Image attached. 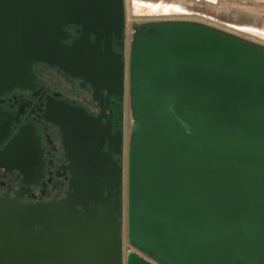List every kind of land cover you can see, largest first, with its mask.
<instances>
[{
    "label": "water",
    "instance_id": "95a60500",
    "mask_svg": "<svg viewBox=\"0 0 264 264\" xmlns=\"http://www.w3.org/2000/svg\"><path fill=\"white\" fill-rule=\"evenodd\" d=\"M69 26L80 32L68 45ZM123 28V0H0V95L31 88L42 63L88 81L94 99L122 96L111 42ZM131 58L129 241L164 264H264V50L160 25ZM58 111L50 120L71 131L70 190L56 202L0 198V264H123L113 137L80 108ZM115 142L120 153V134ZM125 264L149 263L130 254Z\"/></svg>",
    "mask_w": 264,
    "mask_h": 264
},
{
    "label": "flooded vegetation",
    "instance_id": "af4514ba",
    "mask_svg": "<svg viewBox=\"0 0 264 264\" xmlns=\"http://www.w3.org/2000/svg\"><path fill=\"white\" fill-rule=\"evenodd\" d=\"M160 25L206 27L195 22H160L134 26L128 63L125 58L123 28L121 41L114 39L111 42V51L119 54L123 62L122 96L107 97L105 90H99L94 99V89L88 81L71 77L55 66L42 63H35L32 67L34 81L31 82V88H14L0 95V198L13 199L21 204H36L56 202L66 196L70 190L69 173L74 170V166L69 160L72 157L71 149L68 147L66 150L64 138L71 131L65 125L50 120L58 117L60 114L58 110L65 105L82 109L94 123L96 130L109 132L111 138L113 137L110 143V156L121 167L122 145L120 153H116L114 149L118 134L123 138L121 124L125 79L128 80L130 92V72L133 63L131 52L138 47L150 27ZM66 30L71 35V39L66 42L69 45L77 39L80 31L74 26H69ZM49 69L61 80L63 88L52 85L53 82H58V79L51 81L50 77L54 78L53 76L44 77L46 73L49 75ZM101 151L107 153L106 145L101 146ZM120 195L117 197L119 200ZM115 198L113 191L110 196L111 206H115ZM98 211L102 212V208L98 207ZM119 214L122 225L121 206ZM128 243L129 253L149 264H164L155 255L137 247L129 239ZM122 255L121 237V259Z\"/></svg>",
    "mask_w": 264,
    "mask_h": 264
},
{
    "label": "rangeland",
    "instance_id": "374dc122",
    "mask_svg": "<svg viewBox=\"0 0 264 264\" xmlns=\"http://www.w3.org/2000/svg\"><path fill=\"white\" fill-rule=\"evenodd\" d=\"M125 58L129 62V48L133 40V27L160 22H195L228 36L264 49V0H123ZM45 74V73H44ZM58 79L49 69V75ZM42 79V77L40 78ZM50 81V82H51ZM57 81V80H55ZM124 112L122 120V185L121 209L123 264L129 253L127 234V149L134 135L135 118L130 103L128 80L125 79ZM43 82V81H42ZM47 82V81H46ZM60 79L52 85L63 88Z\"/></svg>",
    "mask_w": 264,
    "mask_h": 264
},
{
    "label": "trees",
    "instance_id": "16d2710c",
    "mask_svg": "<svg viewBox=\"0 0 264 264\" xmlns=\"http://www.w3.org/2000/svg\"><path fill=\"white\" fill-rule=\"evenodd\" d=\"M201 28H204V29H210V30H213V31L219 32V31L214 30V29H212V28H206V27H201ZM219 33H220V32H219ZM221 34L226 35V34H224V33H221ZM227 36H228V35H227ZM229 37H231V38H233V39H236V40H238V41H240V42H242V43L248 44V43H246V42H244V41H242V40H240V39H237V38H235V37H232V36H229ZM248 45H251V44H248ZM252 46H253V45H252ZM254 47H256V46H254ZM256 48H259V47H256ZM260 49H262V48H260ZM262 50H264V49H262Z\"/></svg>",
    "mask_w": 264,
    "mask_h": 264
}]
</instances>
